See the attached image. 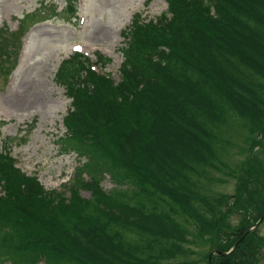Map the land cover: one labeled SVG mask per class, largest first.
Here are the masks:
<instances>
[{"label":"trees","instance_id":"1","mask_svg":"<svg viewBox=\"0 0 264 264\" xmlns=\"http://www.w3.org/2000/svg\"><path fill=\"white\" fill-rule=\"evenodd\" d=\"M64 1L74 15L77 0ZM163 1L161 16L137 13L122 31L119 82L97 71L112 62L100 53L61 63L62 150L83 162L64 192L0 152V264H191L186 223L210 245L207 264L234 247L211 264H260L264 237L244 235L264 214V0ZM232 129L251 142L233 168L220 144ZM227 169L238 189L217 196L213 173Z\"/></svg>","mask_w":264,"mask_h":264},{"label":"rangeland","instance_id":"2","mask_svg":"<svg viewBox=\"0 0 264 264\" xmlns=\"http://www.w3.org/2000/svg\"><path fill=\"white\" fill-rule=\"evenodd\" d=\"M145 1L78 0L77 13L69 15L63 0H0V35L11 40L10 45L0 46L15 58V62L14 58L9 60L0 50V152H10L18 167L37 177L47 192H64L83 164L75 152L62 150L64 118L71 100L55 80L61 62L75 50L92 61L97 60V53H102L112 62L99 71L119 82L122 30L136 13L141 12L149 20L167 11L163 0H154L148 7ZM13 63L15 67L11 68ZM249 135L246 130L223 133L220 144L224 138L230 142L225 146L229 157L223 160L230 162L231 168L245 159L244 149L251 143ZM228 172L213 173L224 180L213 187L217 196L234 195L238 189V180ZM102 185L106 190L115 186L109 177ZM83 196L90 194L83 192ZM243 218L241 213L234 215L232 225H238ZM186 226L193 233L189 236L194 242L191 264H207L204 257L210 245L195 239L191 223ZM257 230L264 237V223ZM262 255L260 264H264V250Z\"/></svg>","mask_w":264,"mask_h":264},{"label":"water","instance_id":"3","mask_svg":"<svg viewBox=\"0 0 264 264\" xmlns=\"http://www.w3.org/2000/svg\"><path fill=\"white\" fill-rule=\"evenodd\" d=\"M263 220H264V216L259 220V222H258L253 228H251V230L257 228V227L259 226V224H260ZM215 253H217V254H219V255H225V254H228V253H222V252H220V251H215V252H213V253L210 255V259H209V260H210V263H211V259H212V257L214 256Z\"/></svg>","mask_w":264,"mask_h":264}]
</instances>
